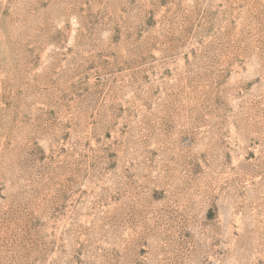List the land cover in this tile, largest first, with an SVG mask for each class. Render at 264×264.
<instances>
[{
    "label": "rangeland",
    "instance_id": "374dc122",
    "mask_svg": "<svg viewBox=\"0 0 264 264\" xmlns=\"http://www.w3.org/2000/svg\"><path fill=\"white\" fill-rule=\"evenodd\" d=\"M0 264H264V0H0Z\"/></svg>",
    "mask_w": 264,
    "mask_h": 264
}]
</instances>
